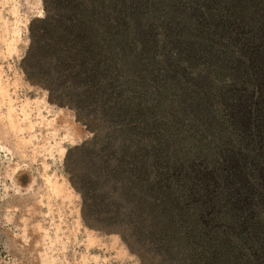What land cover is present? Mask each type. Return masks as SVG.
I'll return each mask as SVG.
<instances>
[{"label": "trees", "instance_id": "16d2710c", "mask_svg": "<svg viewBox=\"0 0 264 264\" xmlns=\"http://www.w3.org/2000/svg\"><path fill=\"white\" fill-rule=\"evenodd\" d=\"M42 3L26 78L107 129L88 212L164 264H264V0Z\"/></svg>", "mask_w": 264, "mask_h": 264}, {"label": "rangeland", "instance_id": "374dc122", "mask_svg": "<svg viewBox=\"0 0 264 264\" xmlns=\"http://www.w3.org/2000/svg\"><path fill=\"white\" fill-rule=\"evenodd\" d=\"M44 15L42 0H0V264H164L83 202L85 148L107 129L26 78L29 24Z\"/></svg>", "mask_w": 264, "mask_h": 264}]
</instances>
